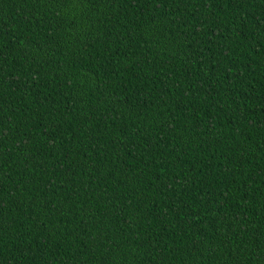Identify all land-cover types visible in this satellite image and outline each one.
<instances>
[{
	"label": "trees",
	"instance_id": "1",
	"mask_svg": "<svg viewBox=\"0 0 264 264\" xmlns=\"http://www.w3.org/2000/svg\"><path fill=\"white\" fill-rule=\"evenodd\" d=\"M0 264H264V0H0Z\"/></svg>",
	"mask_w": 264,
	"mask_h": 264
}]
</instances>
